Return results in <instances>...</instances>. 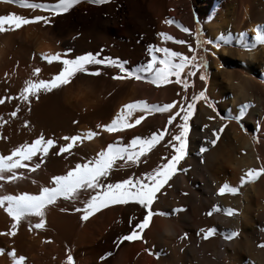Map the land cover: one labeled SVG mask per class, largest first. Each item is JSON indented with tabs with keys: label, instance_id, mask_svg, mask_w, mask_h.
<instances>
[{
	"label": "bare ground",
	"instance_id": "bare-ground-1",
	"mask_svg": "<svg viewBox=\"0 0 264 264\" xmlns=\"http://www.w3.org/2000/svg\"><path fill=\"white\" fill-rule=\"evenodd\" d=\"M32 2L55 3L56 0ZM9 12L27 18L42 15L51 23L29 24L6 35L0 34V156L10 155L16 147L31 144L42 136L54 141V146L43 157L47 165L51 164L45 165L48 172L45 175H64L77 163L92 160L110 143L123 146L136 136L164 131V117L155 113L146 115L132 128L112 133L104 131L102 126L110 123L124 104L143 100L147 104L164 105L186 97V109L187 102L204 91L216 111L203 100L195 101L187 122L186 155L178 165L187 171H178L157 193L150 210L165 215H153L147 228L142 232L137 229L139 239L120 241L119 237L132 233L135 224L146 214L143 208L131 202L110 204L82 221L83 212L76 209H83L92 193L81 189L76 199L58 198L48 205L44 210L45 225L40 229L32 227L38 218L26 217L12 229L14 234L8 235L12 220L0 207V264H12L10 251L17 259L27 256L28 264L40 263V260H44L42 264H66L69 255L73 264H264V247L260 246L264 245V232L260 231L264 228V174L254 182L239 184L247 169L264 167V45L245 50L235 43L239 33H244V42L251 44L253 28L264 29V0H110L102 5L80 0L67 13L55 17L46 11L21 8L10 0H0V15ZM166 18L190 29L192 35L181 32L176 24L164 23ZM198 23L202 24L207 40L216 42L225 37L231 42L221 43L218 49L207 44L209 76L201 80L203 72L196 70L187 77V88L172 76L170 82L159 87L144 79L128 82L125 87L132 84L130 88L135 89V93L123 92L124 83L117 79L111 83L109 95L92 100L94 77L77 73L67 85L49 92L40 91L27 103L19 99L26 79L47 81L62 67L58 61L49 64L46 59L42 60V54L60 53L61 59H70L98 53V59L118 58L127 62L124 65L127 69L135 71L151 58L148 45L192 56L188 46L195 50L193 36ZM159 33L185 43L164 40ZM69 49L71 51H67ZM153 55L162 58L163 54L153 52ZM36 68L40 71L32 77ZM86 68L121 75L116 67L86 65ZM142 75L147 77V74ZM252 102L253 108L246 110L239 121L234 119L241 105ZM13 112L15 115H10ZM135 114L132 113L137 116ZM220 115H228L232 120L221 119ZM206 121L209 128L204 127ZM243 127L257 133L248 134ZM88 131L97 135L75 142L62 155L56 154L59 147L66 144L62 137L81 136ZM212 139L216 140L214 145L209 143ZM201 147L206 151L200 152ZM154 149L135 164L117 161L104 182L134 178L140 174L137 171L142 170L139 169L142 161ZM40 159L37 155L25 162ZM39 179L29 182L22 175L9 181L4 177L0 180V196L36 195L41 187L53 186L50 180ZM225 183L238 187L237 194H217ZM213 205L230 208L233 214L218 211L206 215ZM172 209L182 211L173 213ZM208 228H214L215 234L203 239L200 229ZM229 230L237 231L238 236L225 240L220 233ZM41 232L53 238L40 241Z\"/></svg>",
	"mask_w": 264,
	"mask_h": 264
},
{
	"label": "snow or ice",
	"instance_id": "snow-or-ice-1",
	"mask_svg": "<svg viewBox=\"0 0 264 264\" xmlns=\"http://www.w3.org/2000/svg\"><path fill=\"white\" fill-rule=\"evenodd\" d=\"M4 2H9V0H4ZM10 2L18 5L21 8L40 10L42 12L46 11L50 16H58L63 13H67L74 5L80 3V0H56L55 3H38L32 2V0H10ZM89 3L95 5L107 4L110 0H88ZM193 18L196 19V14L193 13ZM44 25H50L51 21L48 17L42 15H36L31 18H27L23 15H18L12 12L6 15H0V34L15 31L21 29L23 26L29 24L40 23ZM166 24H176V27L180 29L181 32L188 33L192 35L190 29L181 26L177 22L171 19H165L163 21ZM255 33L252 37V43H245V34L239 33V38L235 40L237 45H240L245 50H250L257 45H264V29L260 26L253 28ZM164 40H171L176 44H184L183 40H174L173 37L166 35L165 33L158 34ZM201 29L197 27L195 36L193 39L196 41L197 48H201L205 44H210L213 48L218 49L221 43L224 45L229 44L231 41L225 37H220L216 42L210 40H201ZM189 51L193 53L192 56H185L179 52L171 51L168 48H155L153 45L147 46V51L151 57L146 64H142L135 71L127 69L124 65L127 63L121 62L118 58L113 59L110 57H104L103 59H98L96 55L91 53L79 55L70 59H61L60 53L55 54H42L41 59L47 60L49 64L53 61H58L62 67H60L59 72L51 77L50 80L43 79H26L23 82V87L19 91V99L25 101L26 103L32 96H36L38 92L44 91L49 92L55 88L63 85H67L71 79L77 73H85L88 75H99V69L95 71H89L86 65H103L105 67H116L119 69V73L122 75H114L112 79H134V80H146L150 84L156 86H161L162 84L168 83L170 76L176 77V82L181 83L180 74L185 68H188L187 75H193V68H199L205 65V62L201 58L199 63L196 62L195 50L192 49L191 45L188 46ZM206 50V49H205ZM67 51H71L70 49ZM153 52L162 53V58H157L153 55ZM66 55V53H65ZM159 66H156V65ZM40 69L36 68L32 71V77H36ZM142 74H147L145 77ZM200 79L204 80L203 74L200 75ZM184 88H187L188 82L182 83ZM203 100L205 105L213 108V103L205 95L204 91L197 93L193 100L187 102V107L181 108L179 110L174 109L173 105L176 103L173 101L170 104L156 105L147 104L143 100H137L135 102L127 103L121 106V108L116 112L115 116L112 118L110 123L103 125V130L109 133L123 131L125 128H132L134 125L140 124V122L145 118V115L153 112H168L169 109H173V112L169 114L167 124L165 125L164 131L157 130L151 133L150 136L140 137L136 136L128 141L127 145L108 144L104 149L97 152L95 157L84 163H77L74 168L69 169L64 175H56L51 177L50 183L52 187H41L39 193L36 195H31L28 193H20L17 195H3L0 196V207L12 220V225L7 233L8 235H13L12 229H15L17 223L26 217L38 218V222L32 225L33 228L40 229L45 225L44 210L48 205H52L56 202L58 198H63L64 200L76 199V194L81 189L89 190L92 194L88 197L87 201L83 204V209H76V211H82L83 215L80 219L86 220L94 211H99L102 207H107L110 204L116 205H126L128 203H134L139 205L144 209L145 215L143 219L135 224L134 229L130 235H125L119 237L120 241H131L139 239L138 229L142 232L145 228L149 226L150 218L153 215H165L164 212H153L150 210V206L157 199V193L168 185L169 180L178 171H187V169L178 168L180 162L185 158L186 155V141L185 137L188 133L187 122L193 113V105L195 101ZM2 102V100H0ZM183 103V101H182ZM251 107L250 104H244L240 106L238 114L234 117L237 121L241 119L244 112ZM177 111L182 112L179 115V119L183 121L182 124L177 125L180 129L178 135H173L171 141L165 145V147L172 148V155L167 158L166 162H162L153 168L151 171L143 173L141 178L128 177L122 181L116 183H105L104 179L109 176V172L114 167L117 161H123L124 164H135L138 163L142 156H145L152 148H154L160 141L164 138L165 132L167 131L168 125L173 123V119ZM141 112L142 115L133 116L132 113ZM10 115H15L11 113ZM212 119V117H209ZM221 119H227V117H221ZM100 127V126H98ZM204 127H207L205 125ZM259 125H257V128ZM223 125H221V130ZM97 135V133L88 131L83 133L81 136H71L62 137L66 141L65 145L59 147V152L56 154L67 152L70 150L75 142H83V140H89ZM216 135V131L213 130V136ZM172 141H176L175 144ZM211 144H215L216 140L212 139L209 141ZM54 146V141L52 139L45 140L42 136L32 140L31 144H22L15 149H13L10 155L0 156V173H11L7 178L9 181L18 179L14 170L16 169H27V171L32 172L40 167L44 163L43 157L48 153L49 148ZM206 151L205 148L201 147L200 152ZM39 155L41 158L39 163H35L32 166L24 163L25 161H32L33 157ZM161 160H164L161 157ZM262 174H264V167L255 169L249 168L240 177V186L245 183L254 182ZM3 179V177H0ZM238 187H233L228 184L221 185L218 188L217 194H237ZM5 202L7 204L4 207ZM63 211V209H61ZM182 211V209H172L173 213ZM223 211L225 215H232L233 210L230 208L220 209L216 205H213L210 212L206 215H211L213 212ZM31 230V228L29 229ZM260 231L264 232V228ZM200 233H203V239H208L211 235L215 234L214 228L200 229ZM199 235V233H198ZM220 235L225 240H231L238 236V232L234 230H229L228 232L220 233ZM264 247V245H260ZM8 255L12 257V264H23L24 258H15L13 252H8ZM66 264H73V258L69 255L66 257Z\"/></svg>",
	"mask_w": 264,
	"mask_h": 264
},
{
	"label": "rangeland",
	"instance_id": "rangeland-1",
	"mask_svg": "<svg viewBox=\"0 0 264 264\" xmlns=\"http://www.w3.org/2000/svg\"><path fill=\"white\" fill-rule=\"evenodd\" d=\"M197 27H199L200 29H201V36H200V39L203 41V40H205L206 39V36H205V33H204V31H203V29H202V24H200V23H198L197 24V26H196V28H195V33H196V29H197ZM6 33H8V32H6ZM6 33H3V34H5L6 35ZM50 36H52V35H50ZM206 49V50H205ZM208 52H207V44H205V45H203L201 48H197V46H196V41H195V57H196V62L197 63H199V61H200V59L202 58L203 59V61L205 62V65L204 66H202V67H199V68H193V69H191L192 71H193V73L195 74V71L196 70H201L202 72H203V75H204V77L205 78H208V76H209V72H210V70L208 69ZM195 69V70H194ZM89 71H95V70H97V68H95V69H88ZM188 68H185V70L184 71H182L181 72V74H180V80H181V83H183L184 81H185V79L187 80V77H189L188 75H187V72H188ZM99 72H100V74H99V76L98 75H95V76H93V75H88L87 74V76H89V77H91V78H93V79H95V82L94 83H91V87H93L92 88V90L93 91H95V92H93V91H91L89 88H91L90 86H88V89L92 92H90L91 94H92V100H96V99H101L102 97H105V96H107V95H109V93L112 91V82L114 81V79H112V77L114 76V72H112V71H102V69H99ZM83 74H85V73H83ZM86 75V74H85ZM121 75H122V73H121ZM192 76V75H191ZM172 76H170L169 78H171ZM122 80V81H121ZM134 81H136V80H134V79H120V83H124L123 84V92H128V91H131V93H135V89H131L130 88V86L132 85H130V83L132 82V83H134ZM128 82H130L129 83V88L128 87H125V85L128 83ZM145 82H146V80H145ZM126 83V84H125ZM180 83V84H181ZM109 88H111V89H109ZM85 89H87L86 87H85ZM108 91H110L109 93H108ZM97 96H99V97H97ZM185 98V99H184ZM184 99V100H183ZM181 100V98H179V99H175L174 101L176 102L174 105H173V108L174 109H177V110H179V109H181V108H184V104L186 103L185 101L187 100V98L186 97H183L182 98V101H183V103H182V101H180ZM173 101H171V102H169L168 104H170V103H172ZM250 105H251V107H249L247 110H250V108H253V102L252 103H249ZM183 106V107H182ZM173 112V109H169V111L168 112H164V113H161V112H153V113H155V114H157V115H162L163 117H164V125H166V123H167V121H168V116H169V114L170 113H172ZM136 114L135 115H142L143 113H141V112H135ZM147 115H149V114H147ZM179 115H182L181 113H179V111H177V113L175 114V116H174V119H173V123L172 124H170V125H168V128H167V131L165 132V136H164V138H166L165 140H161L160 141V143H158L154 148V150H153V152L152 153H150L146 158H145V160H143L142 161V164H141V166H139V169H141L142 168V170H140V172L139 171H137V173H140V174H136L135 175V177L134 178H141L142 177V174L143 173H146V172H149V171H151L153 168H155L157 165H159L160 163H162V162H166V160L167 159H165V158H169L173 153H172V148L171 147H165V145L168 143V141H171V138H172V136L173 135H178L179 134V131H180V129L177 127V125H179V124H182L183 123V121H181L180 119H179ZM146 116V115H145ZM227 117V119H224V120H226V121H229V120H232L231 119V117H229L228 115H220V118L221 117ZM207 122H208V124H207ZM206 123V124H205ZM204 124L205 125H207V127H205V128H209V121H206ZM244 128V131L245 132H247L248 134H256L257 132L255 131H252V130H250L249 128H245V127H243ZM169 133L171 134V135H169ZM168 135V136H167ZM244 135V134H243ZM167 136V137H166ZM163 138V139H164ZM161 142H164V143H162L161 144ZM166 143V144H165ZM172 143L173 144H175L176 143V141H172ZM161 146V148H159ZM157 147V148H156ZM157 149H158V151H157ZM162 151V152H161ZM57 152H59V149L57 150ZM166 152V153H165ZM172 154H171V153ZM241 152V151H240ZM155 155V157H154V155ZM59 155H62V153H60ZM165 155H167V156H165ZM67 156V155H66ZM158 156V157H157ZM161 157H163L164 158V160H161ZM159 158H160V160H159ZM156 161V162H155ZM26 164H28L29 166H32L33 165V163L35 164V163H39V160H36V162H25ZM45 163V162H44ZM42 163L41 165H40V167L41 168H38V169H36L35 171H32V172H29V171H27V169H16V170H14L15 172H16V175L19 177V178H22V175H23V177L25 178V180H28L29 182L31 181V182H33V181H38V179H39V177L41 178V176L43 177L42 178V180H40V181H42V182H44V180H45V178H44V176L46 177L47 176V178H50L49 180L51 181V175H45V174H48V172H47V169H46V167L47 166H50L51 164H49V165H47V163ZM155 163V164H154ZM45 165H46V167H45ZM144 166V167H143ZM45 167V168H44ZM45 170H44V169ZM43 169V170H42ZM22 170V171H21ZM40 170L41 171H43L44 173H41L40 172ZM20 171V172H19ZM26 171H27V173H26ZM24 172V173H23ZM36 172H37V174H38V172H39V174L38 175H35L36 174ZM47 172V173H46ZM5 173V176H4V174L3 173H0V176L1 177H6V179L8 180V178H7V176H9V175H11V173H9V175H8V173H6V172H4ZM18 173V174H17ZM30 175H29V174ZM6 174H7V176H6ZM33 174V175H32ZM3 175V176H2ZM24 175H28V176H31V177H29V178H27L28 176H24ZM39 175H41V176H39ZM38 176V177H37ZM140 176V177H139ZM30 178H34V180H31ZM1 180V179H0ZM49 180H45V182L46 181H49ZM42 234V235H41ZM53 237H52V235H50V234H47V233H44V232H41L40 233V235H39V240L40 241H42V239H45V240H50V239H52ZM25 259H26V263L28 264L29 263V258L27 257V256H25L24 257V261H25ZM44 261V260H43ZM43 261L42 260H40V263H35V264H42L43 263ZM23 264H25L24 262H23Z\"/></svg>",
	"mask_w": 264,
	"mask_h": 264
}]
</instances>
